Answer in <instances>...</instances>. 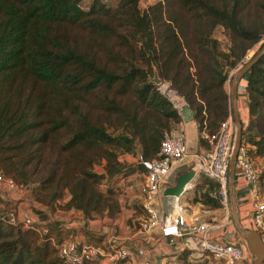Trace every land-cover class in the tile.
<instances>
[{
    "label": "trees",
    "instance_id": "obj_1",
    "mask_svg": "<svg viewBox=\"0 0 264 264\" xmlns=\"http://www.w3.org/2000/svg\"><path fill=\"white\" fill-rule=\"evenodd\" d=\"M81 2L0 0V173L30 191L36 204L30 205L37 206L33 211L45 220L24 226L19 220L8 222L0 212V264H71L56 254L51 237L59 240L62 230L47 209L75 210L85 219L119 211L112 177L140 168L133 162L122 167L119 155L132 149V154L154 156L165 131L179 121L147 78L152 66L182 94L198 131L211 132L225 118L226 72L210 31L215 25L227 30L229 65L252 42L264 39V0H155L144 8L138 0H118L113 6L102 0ZM249 9L254 18H248ZM138 59L148 71L134 65ZM127 78L138 102L128 130L112 135L106 125L125 97L113 85ZM243 78L251 117L264 104V53ZM197 96L212 112L205 124L201 113L206 106ZM247 129L241 130L240 141L253 159L264 153V130ZM109 144L123 151L118 155ZM104 177L108 184L100 190ZM30 183L35 184L27 188ZM189 253L183 247L177 256Z\"/></svg>",
    "mask_w": 264,
    "mask_h": 264
},
{
    "label": "built area",
    "instance_id": "obj_2",
    "mask_svg": "<svg viewBox=\"0 0 264 264\" xmlns=\"http://www.w3.org/2000/svg\"><path fill=\"white\" fill-rule=\"evenodd\" d=\"M106 2L107 0H102ZM81 6V5H80ZM233 124L228 114L215 131L208 132L204 128L198 131L205 147L199 155L202 158L200 170L216 183L215 197L219 203L220 214L209 219L200 218L198 215L184 211L182 205L174 200L171 202L170 212L163 211L158 205L163 185L172 173V166L181 162L187 155L186 145L182 136L173 131L164 134L159 141L158 149L154 156H144L140 151H135L132 162L140 166L138 181V205L142 215L137 218L129 233L119 234L105 229L103 239L99 243L88 242L84 239L79 226L85 221L74 220L75 233L63 235L55 241L56 254L64 261L71 264H120L131 258H138V264H157L160 252L148 235L157 228L159 240H167V244L176 248L175 239L180 238L183 247L190 253L201 255L206 264H236L242 258L245 242H241L228 231L230 205L227 197V171L228 161L232 147ZM260 169L250 157L244 142L240 141L234 160V180L241 179L248 184L252 198L249 212V221L252 228L264 230V200L259 199L257 185L259 183ZM123 175V174H122ZM121 173L116 174L118 180ZM106 181L107 178H102ZM0 184L6 188H19L12 178L0 173ZM124 192V188L122 193ZM79 217V216H78ZM4 218L13 223L19 220L24 226L43 223L37 213L25 212L22 208H8ZM45 232L46 228L43 227ZM162 246V244L160 245Z\"/></svg>",
    "mask_w": 264,
    "mask_h": 264
},
{
    "label": "rangeland",
    "instance_id": "obj_3",
    "mask_svg": "<svg viewBox=\"0 0 264 264\" xmlns=\"http://www.w3.org/2000/svg\"><path fill=\"white\" fill-rule=\"evenodd\" d=\"M81 1H82L81 4L83 6L88 2V0H81ZM110 1L111 0H107L106 3L108 5L113 6L117 3L118 0L114 1L113 3ZM143 4L144 3L138 2V6L140 8H144L146 6V5L144 6ZM247 14H248L249 19L254 18L253 9H249ZM263 34H264V32H263ZM210 36L215 39V51L217 54V59H218L219 64L222 66L223 70L226 72V79L224 80L223 85H222L223 90L226 93L225 117L228 114H230L231 119H232V111H231V104H230V80H231L232 74L253 52H255L258 49L259 44L262 42L263 39H258L256 41L252 42L248 47H246L244 52L235 60L234 64L229 65L228 60H230L231 57L226 58L224 56V53L228 52V49L231 45V41H230L227 30L225 28H223L221 25H215L212 28V30L210 31ZM134 65L138 68H141L144 71H148V65L142 59H138V61H135ZM154 71L156 72V69L152 66V73L149 75L147 73V78L150 82H152L156 86V89L158 90V92L163 97H165L167 100H169L167 98L168 95L166 93L167 92L166 90L170 89V90H173L181 98V100L183 99L185 101V103L188 104L186 102V100L184 99V97L182 96V94H180L174 87H172V85L170 84L169 81L162 80L158 76L157 72H156V75L159 79V82H154L153 80H151ZM189 71L190 72L193 71L192 66L189 67ZM241 78H243V76ZM237 82L235 84V92H236V104H237V106H239V108H241V111H239L241 114V116L239 115V119L241 122V130L243 128L248 127L247 130L251 131L252 133L258 134L259 133L258 129L264 130V120H263V118H260V117L264 116V104L258 108L257 114L249 117L248 111H247L248 98H247L246 90L244 89L245 79L243 78L238 83V85H237ZM236 85H237V87H236ZM113 89L116 91H118V90L125 91L124 105L120 108V110L118 112H116L114 114L109 125H106V130L109 133H111L112 135H116V134H119L121 132H126L128 130L127 127H129L133 121L132 120V114H133L134 106L137 104L138 101L136 99L135 93L133 92L132 82L129 78L124 79L122 81H120V80L116 81L113 85ZM170 95L172 96V93H170ZM196 100L201 102L204 106L205 102L202 99L198 98V96L196 97ZM261 100L264 102V97L261 98ZM171 105H172V103H171ZM205 106H204V108H205ZM237 110H238V107H237ZM202 112L203 113H201V114L203 115V121H202L203 124H205L209 120H212V117H211L212 112L210 111L208 106H206V109L203 110ZM232 124H233V120H232ZM174 127L175 126L172 125L170 127V129H172V128L174 129ZM165 133L168 134L169 131H165ZM261 134L264 136V131ZM135 139H136V141H135L134 146L135 145L138 146L139 137L136 135ZM141 143H143V142H141ZM139 144H140V142H139ZM107 147L109 149L113 150L114 152H116V154H118V155L123 151L121 149V146L118 144H109ZM132 147H133V145H131V148ZM130 152L132 153L133 150L131 149ZM197 153L200 154L201 152H197ZM123 161H124L123 164H121L122 167H124L123 165L126 166L129 164L125 160H123ZM253 161H254L255 165L260 169V173H264V159H261V158L256 159L253 156ZM177 165H181V164L176 163V166ZM99 167H100V165H98V164L95 165L96 170H98ZM199 175H200V179H199L198 184L200 185V187L193 189L194 192H192V190L189 191L188 196H186L187 197L186 198L187 200H185L186 202H183V199H182V200H180L179 203L182 205L183 209H185L184 211L198 215L200 218L209 219L211 216H218L220 214V210H219V203L217 202V199L215 197V192H216L215 190L217 188L216 183L203 170L199 171ZM112 182H113V186L115 187V189L113 190V195L116 197L118 204L120 201V205L122 206V208H119V211L117 213H115L114 216L106 217V216L94 215L92 218L85 219L84 217H82V214L80 212H76L75 210H73L70 213H68V212H65V210L63 211L60 208L52 209V211H50V213L52 212L53 218L61 217V218H65V220L70 221L71 218L74 217V218L78 219L79 221L83 220L86 223L89 222L88 224L90 225L89 226L90 228H84V227H81V226H83V225H81V226H79V230L81 231V234L83 235L84 239H86V240L91 239L93 241L95 239L98 241V242L96 241V243H99L103 239V236L101 239H98L97 236L92 233L99 226L105 227L109 231L113 230L114 232L119 233V234H127V233H129L130 229L132 228V225L136 223L137 218L142 215V211L138 207L139 205H137L135 203L136 201L135 202L134 201L133 202H127L124 199L118 200L119 199L118 194L120 192L118 185L121 186L122 184L119 180L117 182V178H115V177L112 179ZM34 184L35 183L28 184L27 188H31ZM107 184H108L107 180L103 181L101 178L99 180L97 186L100 190H104V189H106ZM116 184L118 187L116 186ZM0 186L3 187L2 189H0V192L1 191L5 192L7 189H9L10 191L12 190V188L6 189V187L1 185V184H0ZM233 186H234V184H233ZM233 186H232V190H233ZM261 186H263V188H264V176L260 177V190H261ZM14 189L19 190V188H14ZM22 189L26 190L24 192L28 193L29 196L31 197V194L29 193L30 191L28 189L23 188V187H22ZM257 190L259 191V183L257 185ZM260 193H261V191H260ZM233 195H234V190H233ZM227 197H228V201H229L228 192H227ZM63 198L65 199L66 195H63ZM31 199H32V197H31ZM213 203L215 204V207L210 206ZM9 204L5 205L4 195L1 194V196H0V212H5L8 208L16 209V207H17L16 202L14 204H11V205H9ZM158 205H160V203ZM229 205H230V201H229ZM234 205H235V200H234ZM35 207H37V206H35ZM35 207L31 206L30 204H27L21 208L23 210H25V212L27 211V212H31V213H36L33 211ZM161 208L163 211H166V212H170L172 209L170 207L169 203H165V205H163ZM3 214H5V213H3ZM77 215H79V217H77ZM58 221H59V219H58ZM228 228L232 231V234L234 237L238 238V240L241 242H243V241L245 242L243 237L237 232V230L234 227V224L232 221L231 205H230V211H229ZM53 231H55V230H53ZM53 233H55V232H53ZM260 235H261L262 239L264 240V231H260ZM244 251H245V253H247L248 260L243 262V263L242 262H240V263L241 264H250L253 256L247 250L246 244H245ZM178 252H179V249H176L175 251H173L167 255L162 254V257L165 256L166 260L163 262L158 261L157 264H203V263H205V259L204 260L201 259V257H202L201 255H197L196 253H189L188 255H186L182 258L180 256H177ZM262 261L264 263V258L262 259Z\"/></svg>",
    "mask_w": 264,
    "mask_h": 264
},
{
    "label": "crops",
    "instance_id": "obj_4",
    "mask_svg": "<svg viewBox=\"0 0 264 264\" xmlns=\"http://www.w3.org/2000/svg\"><path fill=\"white\" fill-rule=\"evenodd\" d=\"M116 0H111L110 2H114ZM155 0H138V2L144 3L143 5H147L151 2H153ZM167 92V98L169 99V101L172 103V106L176 109V112L179 116V121L178 123L175 125L174 129H170L169 131H175L177 133H179L183 140L184 143L186 145V149H187V155L186 157L179 162V164L181 165H177L174 164L172 166V173L168 176L166 183L163 185H169L172 184L175 180V176L181 172L184 171L186 169H188L191 166L195 167V174L193 175V177L189 180V182L186 185L185 190L178 196L177 199H175L176 201L180 202V200L183 199V202H186L185 200H187L186 196H188L189 191L192 190V192H194L193 189L195 188H199L200 185L199 183V179H200V175H199V171H200V167L199 164H197V162L194 160L193 154H198L197 152H201L203 150L202 145H200L199 140H198V129H197V123L193 117V110L190 108V106L188 104L185 103V101L181 98L173 91L170 89L166 90ZM163 92V91H162ZM238 92V91H237ZM170 93H173L175 96V99H173L170 95ZM238 110L241 111V108H239L238 106ZM240 113V112H239ZM241 116V114H240ZM191 153V154H190ZM132 157L133 154L131 153H121L119 155V159L121 161V164H123V160H125L127 163L132 162ZM256 159H264V153L262 155H255L254 156ZM125 166V165H123ZM122 175V174H121ZM140 179V175L139 172H136V169L130 173H127L125 175H122L121 180H119L121 182V186H119L120 192H119V199H124L127 202H135L136 204L138 203V181ZM233 190H234V200H235V210H236V214L238 217V220L240 222V224H242V226L244 227H248V228H252V225L249 221V212H250V208H251V203H252V198L250 196V192H249V187L248 184L244 183L243 180L241 179H235L233 181ZM117 186V184H116ZM117 186V187H118ZM3 187L0 186V189H2ZM124 188V192L122 193V190ZM7 189V188H6ZM24 189H12L11 191L9 189H7L5 192L1 191L0 192V196L1 194L4 195V199H5V205L9 204H14L15 202L17 203V207L21 208L27 204H31L33 202V200L31 199V197L29 196L28 193H25ZM261 191V193H260ZM259 199L260 200H264V188L263 186H261V190H260V183H259ZM185 193V194H184ZM158 204L160 203L159 207H162L163 205H165V203H169L171 204L172 201L170 202H165L162 200L161 195L159 196L158 200H157ZM182 202V201H181ZM34 205H36L35 203H33ZM138 205V204H137ZM119 208H122V206L120 205V201H119ZM23 210V209H22ZM126 210V209H125ZM185 210V209H184ZM25 211V210H23ZM64 211V210H63ZM72 210H65V212L70 213ZM47 216L51 219L54 220H58L59 219V225L61 227L62 230V236L68 233H75L76 232V228L74 226V220L76 218H71L70 221L65 220V218H53L52 216V212L50 213V211L47 209L46 210ZM79 215H77L78 217ZM89 223V222H88ZM88 223H82L84 228H90ZM63 225V226H62ZM96 226V225H95ZM228 228V225H227ZM105 227H98L97 229L94 230V232H92L94 235L99 236V234L103 233L105 231ZM228 231L232 232L229 228ZM149 239L153 242V244L159 248L160 252H162L163 250H165L164 255H167L173 251H175L176 249H181L183 248L182 243L180 242V238L175 239L174 241L176 242V248H174L172 245L167 244V240H159V235H158V231L157 228L154 230L150 231V234L148 235ZM162 244V246H160ZM159 257V261L163 262L165 261V256ZM247 253H243L242 258L236 262V264H241L240 262H245L247 261ZM139 263V259L134 257L131 259H128L127 261L122 262L121 264H138Z\"/></svg>",
    "mask_w": 264,
    "mask_h": 264
},
{
    "label": "water",
    "instance_id": "obj_5",
    "mask_svg": "<svg viewBox=\"0 0 264 264\" xmlns=\"http://www.w3.org/2000/svg\"><path fill=\"white\" fill-rule=\"evenodd\" d=\"M264 53V39L258 49L252 53L232 74L230 80V104L232 111L233 120V139L232 147L228 161V171H227V192L229 196V201L231 205L232 221L237 232L245 240L247 250L252 254V260L250 264H260L264 258V240L262 239L260 233L253 229L244 227L240 224L234 205V195H233V181H234V160L237 152V148L240 144L241 135V122L239 119V114L236 104V92L235 84L236 82L248 71V69L258 60V58ZM154 82H159L156 72H153L151 78ZM195 174V167L191 166L188 169L179 172L175 176V180L172 184L166 185L161 191V198L165 202L174 201L178 196L185 190L187 183Z\"/></svg>",
    "mask_w": 264,
    "mask_h": 264
},
{
    "label": "bare ground",
    "instance_id": "obj_6",
    "mask_svg": "<svg viewBox=\"0 0 264 264\" xmlns=\"http://www.w3.org/2000/svg\"><path fill=\"white\" fill-rule=\"evenodd\" d=\"M243 78H240L239 80H238V82H237V85H238V83L242 80ZM237 85H236V87H237ZM173 99H175V96H174V94L172 93V96H171ZM238 107V106H237ZM238 113H239V110H238ZM239 115H240V113H239ZM194 160L197 162V164H200L201 163V161H202V158L199 156V155H197V156H194Z\"/></svg>",
    "mask_w": 264,
    "mask_h": 264
}]
</instances>
